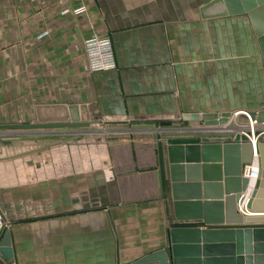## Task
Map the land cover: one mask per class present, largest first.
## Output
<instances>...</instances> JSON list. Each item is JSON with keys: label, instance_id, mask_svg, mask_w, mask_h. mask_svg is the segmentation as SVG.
<instances>
[{"label": "crops", "instance_id": "1", "mask_svg": "<svg viewBox=\"0 0 264 264\" xmlns=\"http://www.w3.org/2000/svg\"><path fill=\"white\" fill-rule=\"evenodd\" d=\"M207 2L0 0V108L86 104L112 126L51 129L30 143L0 132V237L10 230L18 264H147L137 261L165 247L172 181L155 131L198 127L186 114L264 108V60L247 13L202 17ZM82 4L84 13L64 12ZM97 34L109 36L116 66L83 72L84 41ZM229 119L222 127L247 124Z\"/></svg>", "mask_w": 264, "mask_h": 264}, {"label": "water", "instance_id": "2", "mask_svg": "<svg viewBox=\"0 0 264 264\" xmlns=\"http://www.w3.org/2000/svg\"><path fill=\"white\" fill-rule=\"evenodd\" d=\"M200 13L202 17L247 13L264 60V0H208ZM56 107L63 109L61 115L44 116L40 112V108H46L52 114L51 109ZM35 110L37 122L0 124V128L63 129L91 124L86 104H37ZM247 112L256 121L254 129L259 131L264 123V108ZM229 116V112L219 118L216 113L186 114L183 118L199 121L198 127L155 131V139L166 145L174 219L166 229L165 247L138 263L264 264V214H252L264 213L257 210L264 208L261 199L264 198V133L257 136L259 171L248 192L250 179L242 171L253 160V147L246 135L249 129L248 126L222 127ZM238 118L246 119V115L239 114ZM244 201L247 214L237 208ZM11 241L10 230H4L0 255L8 264H18ZM207 248L223 251L224 257H204ZM202 253L204 258L200 259Z\"/></svg>", "mask_w": 264, "mask_h": 264}, {"label": "built area", "instance_id": "3", "mask_svg": "<svg viewBox=\"0 0 264 264\" xmlns=\"http://www.w3.org/2000/svg\"><path fill=\"white\" fill-rule=\"evenodd\" d=\"M86 11L85 5H80L79 7H75L73 9L65 8L64 12H71L74 15H79ZM47 32L43 31L38 35L41 37L45 35ZM83 50L85 53V68L89 72L94 71H103L107 69H112L116 66L114 52L112 48V42L107 35H93L87 39H85L83 44ZM244 112L246 115V126H248V131H246V135L249 138L250 143L253 147V160L250 164L244 166L243 175L251 179H256L258 176L259 165L257 159V153L255 151V146L257 142V136L264 133V123L260 125L259 131L254 129L257 125L255 120H252L247 112V110H237L234 111L229 117V121L235 119L239 114ZM254 159H256V163H254ZM246 201V200H245ZM245 201L243 203H238L237 208L238 211L247 214L248 211L245 208Z\"/></svg>", "mask_w": 264, "mask_h": 264}, {"label": "rangeland", "instance_id": "4", "mask_svg": "<svg viewBox=\"0 0 264 264\" xmlns=\"http://www.w3.org/2000/svg\"><path fill=\"white\" fill-rule=\"evenodd\" d=\"M73 43V42H72ZM72 43L70 44V47L72 46ZM74 45H76V43H74ZM74 53V55H72L70 57V61H69V69H68V80L70 81V83L68 84L67 88H68V94H74L76 95V91L77 88L75 86V83H71L74 82L77 78H76V69H79L81 66H79L80 64H76L77 62H80L81 60V48L78 46L75 49L73 48L72 50ZM83 72L87 71V69L85 68V65H83ZM88 72V71H87ZM80 74V72H77ZM60 77L59 75L54 77V81H59ZM38 104H58V103H44V101H37ZM42 102V103H39ZM18 110V109H17ZM16 109L13 108H0V124H7V123H19L18 120H25L28 122H37L36 119V110L34 108L31 109H19L17 111ZM16 111L19 113V115H16ZM14 112V113H13ZM237 118V117H236ZM31 120V121H29ZM96 119L94 118V115H90V126L88 127H79V128H66L68 130H73L74 132H76L78 134L79 131H92V130H99V131H104L106 129H112V126H108L109 124H107L106 122H104L103 120L100 121H95ZM111 125V124H110ZM48 130L51 129H28V130H17V129H6V128H0V132H5L4 138H6L7 140H5L4 142L8 143V142H12L13 138H17L21 140V143H30L32 141V137H40L43 134L48 133ZM53 130H60V129H53ZM14 131L22 133L21 135H13L12 133H14ZM16 132V133H17ZM7 133V134H6ZM34 133H38L37 135H35ZM43 133V134H42ZM40 134V135H39ZM94 135H102L104 136L105 134H94ZM56 141V138H54ZM53 139V140H54ZM15 140V139H14ZM51 142V140L48 139H40L39 140V144H44V143H49ZM54 142V141H53ZM0 264H5L1 259H0Z\"/></svg>", "mask_w": 264, "mask_h": 264}, {"label": "bare ground", "instance_id": "5", "mask_svg": "<svg viewBox=\"0 0 264 264\" xmlns=\"http://www.w3.org/2000/svg\"><path fill=\"white\" fill-rule=\"evenodd\" d=\"M40 112L42 113V115L44 116H48V115H61L63 113V109L61 107H56V108H52L51 109V113L50 114V109H46V108H40ZM48 113V114H47ZM55 113V114H53ZM241 114H244V112H242ZM254 163H256V159H254ZM255 180L251 179L249 182V186H248V192L252 189L253 185H254Z\"/></svg>", "mask_w": 264, "mask_h": 264}]
</instances>
